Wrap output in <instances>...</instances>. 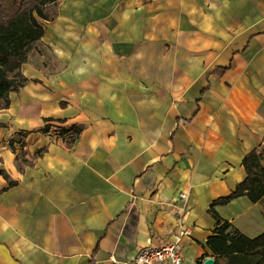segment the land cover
Returning <instances> with one entry per match:
<instances>
[{
    "label": "crops",
    "instance_id": "1",
    "mask_svg": "<svg viewBox=\"0 0 264 264\" xmlns=\"http://www.w3.org/2000/svg\"><path fill=\"white\" fill-rule=\"evenodd\" d=\"M55 10L21 67L28 81L0 102V264H126L179 224L187 264L215 259L210 206L264 139V0ZM72 125L70 146L59 130ZM263 204L216 209L249 235Z\"/></svg>",
    "mask_w": 264,
    "mask_h": 264
},
{
    "label": "trees",
    "instance_id": "2",
    "mask_svg": "<svg viewBox=\"0 0 264 264\" xmlns=\"http://www.w3.org/2000/svg\"><path fill=\"white\" fill-rule=\"evenodd\" d=\"M61 1L0 0V102L4 106L10 104V93L19 92L28 81L21 67L34 44L43 37L44 22L57 16L55 8ZM59 132L69 134L68 144L71 146L79 138L82 127L72 125L61 128ZM243 166L247 172L246 179L231 194L214 200L209 209L217 220L213 234L206 241V246L215 257L214 264H264V232L250 237L223 218L216 209L218 204H228L240 196L247 197L252 203L264 198V139L245 156ZM0 174L7 176L4 170H0ZM12 184L14 182L10 181Z\"/></svg>",
    "mask_w": 264,
    "mask_h": 264
},
{
    "label": "built area",
    "instance_id": "3",
    "mask_svg": "<svg viewBox=\"0 0 264 264\" xmlns=\"http://www.w3.org/2000/svg\"><path fill=\"white\" fill-rule=\"evenodd\" d=\"M188 197L187 192H181L179 195L183 201H186ZM190 235L191 229L184 224H179L168 241L161 246L140 249L136 257L126 264H187L188 259L184 256L182 249L184 239Z\"/></svg>",
    "mask_w": 264,
    "mask_h": 264
},
{
    "label": "rangeland",
    "instance_id": "4",
    "mask_svg": "<svg viewBox=\"0 0 264 264\" xmlns=\"http://www.w3.org/2000/svg\"><path fill=\"white\" fill-rule=\"evenodd\" d=\"M263 209H264V204H263ZM264 212V211H263ZM264 214V213H263ZM262 214V215H263ZM240 221L242 220V217L239 219ZM256 225H258L259 226V231H252V232H250L249 233V235L248 236H250V237H255V236H257V235H259V234H261V233H263L264 232V215H263V217L261 218V219H259V220H257V223H256ZM258 232V233H257Z\"/></svg>",
    "mask_w": 264,
    "mask_h": 264
},
{
    "label": "water",
    "instance_id": "5",
    "mask_svg": "<svg viewBox=\"0 0 264 264\" xmlns=\"http://www.w3.org/2000/svg\"><path fill=\"white\" fill-rule=\"evenodd\" d=\"M215 259L213 257H209L204 260L203 264H214Z\"/></svg>",
    "mask_w": 264,
    "mask_h": 264
}]
</instances>
